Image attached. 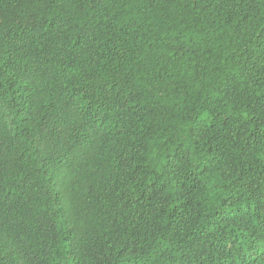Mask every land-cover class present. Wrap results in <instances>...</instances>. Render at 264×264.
Listing matches in <instances>:
<instances>
[{"label":"trees","instance_id":"obj_1","mask_svg":"<svg viewBox=\"0 0 264 264\" xmlns=\"http://www.w3.org/2000/svg\"><path fill=\"white\" fill-rule=\"evenodd\" d=\"M0 264H264V0H0Z\"/></svg>","mask_w":264,"mask_h":264}]
</instances>
